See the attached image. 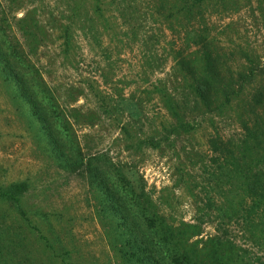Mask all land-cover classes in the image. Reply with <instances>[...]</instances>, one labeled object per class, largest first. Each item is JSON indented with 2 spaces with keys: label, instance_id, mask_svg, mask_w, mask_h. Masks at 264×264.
<instances>
[{
  "label": "rangeland",
  "instance_id": "374dc122",
  "mask_svg": "<svg viewBox=\"0 0 264 264\" xmlns=\"http://www.w3.org/2000/svg\"><path fill=\"white\" fill-rule=\"evenodd\" d=\"M10 1L0 0L4 14H25L42 29L30 59L65 106L83 152L134 166L165 221L198 231L191 242H229L247 264H264V239L249 226L260 210L249 221H228L218 211L231 185L224 183L225 167L235 159L242 171L248 165L255 172L263 153L264 101L253 104L251 95L264 90V0H223L222 6L206 0L187 22L166 8L179 0H161L163 7L160 0H99L101 17L92 0ZM194 38L205 40L220 77L208 109L195 99L190 74L179 64L182 57L192 60L194 74L202 72ZM6 87L0 80V192L21 181L27 188L15 194L17 202L0 196V264H122L105 241L87 178L53 165ZM177 120L193 129L170 133ZM130 136L160 138V144L137 148ZM215 138L221 152L211 149ZM231 181L240 186L237 178ZM242 199L245 207L252 202Z\"/></svg>",
  "mask_w": 264,
  "mask_h": 264
},
{
  "label": "trees",
  "instance_id": "16d2710c",
  "mask_svg": "<svg viewBox=\"0 0 264 264\" xmlns=\"http://www.w3.org/2000/svg\"><path fill=\"white\" fill-rule=\"evenodd\" d=\"M179 1V5L172 2L166 8L168 13L171 9H175L174 13L180 15L186 22L192 18L193 8L207 3L206 0ZM216 1L220 6L225 4L223 0ZM98 2L99 0H92L91 5L92 11H98L99 17ZM160 3L163 7L161 0ZM172 14L173 12L170 15ZM176 19L177 16H174V20ZM12 26L21 33L22 40L11 36ZM38 32L41 33L42 29L33 18L25 14L18 18L12 15L8 17L0 4L1 83H5L6 88L10 90V98L19 102L16 105L20 107L21 114L27 115L29 127H35L36 145L52 159L53 165L61 170L74 172L79 177L87 178L88 189L96 201L95 211L103 236L110 249L120 258L121 263L247 264L230 244L225 245L229 242L224 243L218 239L191 242L190 239L197 235L198 231H192L189 225L183 223L177 225L167 223L146 195L144 182L134 170V166L124 164L117 166L107 158L105 153L85 154L83 152V146L79 144L63 113L65 106L59 105L57 97L43 81L30 59L29 53L34 54L40 45L36 44L35 39ZM61 36L63 46L67 47L65 45L68 43L67 28H63ZM191 41L199 45L202 72L194 74L190 65L193 63L192 60L182 57L179 64L190 74L192 80L189 82V87L195 99L199 105L208 109L218 90L217 84L220 77L216 69V61L206 51L208 48L205 40L194 38ZM228 101L229 97L225 94L223 102ZM251 101L253 104L262 103L264 90L258 89L254 92L251 95ZM171 113L177 115L175 111ZM136 114V110L130 112V115ZM192 129L190 123L177 120V124L172 126L169 132H186ZM119 131L128 137L130 135L125 126H120ZM130 137L135 138L137 148L142 145L157 148L160 144V138L154 140ZM210 144L212 150L221 152L217 148V145H222L218 138L213 139ZM222 149L225 155L230 154V149L226 147ZM262 150V155L254 161V165L260 164L255 172L248 165L242 171V166L238 165L235 159L234 163L230 162L228 168L225 167L224 183L231 184L223 194L224 198L228 199V203L223 208H218L228 221L232 217H235V220L249 221L250 216L256 213L255 210L259 209L260 219L257 222L250 221L249 226L250 230L258 229L257 234L260 239H264V146ZM241 173L244 175L242 176ZM229 178H237L239 180L237 184L240 186H233V181L229 182ZM26 188V183L23 181L13 183L5 191H1L0 196H6L17 202L18 198L15 194L23 193ZM243 197L252 198V202L246 207L242 203ZM201 242V246L198 247Z\"/></svg>",
  "mask_w": 264,
  "mask_h": 264
}]
</instances>
